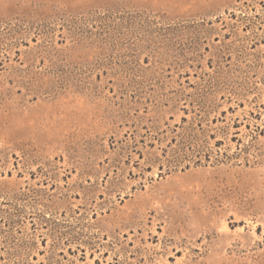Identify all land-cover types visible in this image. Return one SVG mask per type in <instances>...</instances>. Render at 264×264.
<instances>
[{
    "label": "rangeland",
    "instance_id": "obj_1",
    "mask_svg": "<svg viewBox=\"0 0 264 264\" xmlns=\"http://www.w3.org/2000/svg\"><path fill=\"white\" fill-rule=\"evenodd\" d=\"M0 264H264V0H0Z\"/></svg>",
    "mask_w": 264,
    "mask_h": 264
}]
</instances>
